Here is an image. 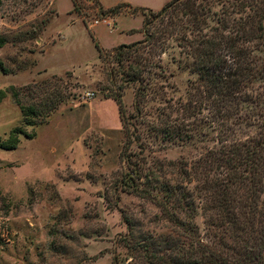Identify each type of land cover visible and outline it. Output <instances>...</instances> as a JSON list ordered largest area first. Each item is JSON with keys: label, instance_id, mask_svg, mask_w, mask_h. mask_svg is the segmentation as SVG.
<instances>
[{"label": "rangeland", "instance_id": "1", "mask_svg": "<svg viewBox=\"0 0 264 264\" xmlns=\"http://www.w3.org/2000/svg\"><path fill=\"white\" fill-rule=\"evenodd\" d=\"M98 1L0 0V145L15 128L23 132L16 149L0 146V264H197L199 243H231L205 198L232 173L236 153L241 159L264 142V38L238 46L246 54L244 80L222 102L196 71L198 44L233 36L239 16L250 13H236L244 0H182L165 17L148 15L138 49L154 66L138 107L139 84L121 92L123 121L114 99L122 76L110 74L120 67L112 58L101 62L95 43L99 36L103 47H117L137 35L117 36V26L111 32L101 22L115 15H105ZM119 21L138 26L127 15ZM11 87L24 106L42 111L32 121L44 123L23 122ZM49 99L57 101L50 115ZM126 146L144 173H157L161 189L153 193L190 192L192 220L178 214L182 226H174L156 201L125 188Z\"/></svg>", "mask_w": 264, "mask_h": 264}, {"label": "trees", "instance_id": "2", "mask_svg": "<svg viewBox=\"0 0 264 264\" xmlns=\"http://www.w3.org/2000/svg\"><path fill=\"white\" fill-rule=\"evenodd\" d=\"M181 2L182 0H171L156 13L150 9L133 8L124 3L110 9H104L99 2L97 3L105 11V15L111 17L121 13L142 14L145 24L148 15L165 17L173 6ZM244 4L246 6L244 9H241L243 6L238 4L236 13L241 14L247 8L250 13H246L245 20L242 19L241 15L239 16L235 31L233 30V36L222 33L215 37H204L200 39L198 44L196 71L217 95L223 97L222 102L235 97L239 81L244 80L239 65L246 58V54L238 46L254 39L264 38V0H244ZM233 21L235 22V19ZM230 25V21H227L223 26L227 30ZM248 26L250 27L248 28ZM150 37L148 36L149 39ZM4 44L5 40L1 38L0 46ZM152 44L149 41L142 50H147L149 53ZM139 45H141L140 42L122 44L108 52L104 51L98 43H95L98 59L101 62H104L106 58H112L120 67L117 71L111 70L110 74L114 80L119 75L122 76L123 84L121 88L118 87L119 93L115 95L114 99L117 101L123 121L121 92L125 86L139 84L140 88L136 93L137 99L134 104V107H138L140 102L138 96L141 95V91L145 90L142 84L150 77L146 78L145 73L150 72L154 66L148 57L140 54ZM67 75L71 77L72 73L69 72ZM11 90H13L12 95L16 104L23 113V122L32 126L44 123V119L33 122L32 118L41 116L42 111L39 112L35 107L24 106L20 100L19 90L13 87ZM56 97L59 98L58 95ZM49 102V105L52 104V106L46 107V111H44V113L48 111V115L56 110L57 106L56 100L49 99ZM28 118H31V121H26ZM123 125L125 126V122ZM124 128L128 146L129 143H132V135L128 134L126 126ZM22 133L19 128H15L10 134L9 140L1 142L0 146L6 150L16 149L19 142L18 135ZM127 146L123 151V158L127 163L123 183L125 188L141 198L156 201V204L161 207L163 216L174 226H182L178 214L192 220L195 217V206L190 192L180 187L165 191L163 197L153 193L154 190L159 191L161 189V187L159 189L155 187V183H158L157 173L149 168H146L147 172L144 173L145 167L132 161V157L138 158L137 154L129 151ZM238 156H241L239 152L234 155L233 158L235 159L229 165L232 173L227 175L228 178L225 181L212 188L205 198L209 201L207 209L215 212L220 226H223L231 243L222 238L213 246L198 242L200 247L204 249L197 250L204 252L201 257L199 256V263L197 264H264V142L259 143L258 152L257 150H247L241 159H237ZM244 166L245 168H243ZM242 168L244 172H249V174H241ZM237 189L244 191L242 199L238 198Z\"/></svg>", "mask_w": 264, "mask_h": 264}, {"label": "crops", "instance_id": "3", "mask_svg": "<svg viewBox=\"0 0 264 264\" xmlns=\"http://www.w3.org/2000/svg\"><path fill=\"white\" fill-rule=\"evenodd\" d=\"M124 1H125L124 4H129L133 8L150 9L152 11H159L166 3H168L167 0H157L155 4H141V3H135V2H133L131 0H124ZM98 2L102 5V7L104 9H110V8H113V7L117 6V5H119V4H123V3H119V4L114 5L112 7H106L100 1H98ZM125 15H127L129 18H132L133 20H137L138 21V26H136V28H132V29H130L128 27H122V26L119 27V23H120L119 19H120V17L125 16ZM112 20H113V27L112 28H109L108 27L111 32H112V29L114 28V26H117V29H118L117 30V32H118V35L117 36H121V35L129 36L130 34H135L136 33L135 35H137V37H134V36L132 37L130 35L131 39H137V41L135 40L134 43L135 42H139V41L142 40V38L144 36V32H143V28H144V17H143L142 14L130 15V14H126V13H121V14H119L117 16L112 17ZM95 25H97V24H95ZM115 39H116V37H115ZM97 41H98L99 44H101L100 37L99 36L97 38ZM130 44H132V43H130ZM100 47L102 49H104V50H113V49L116 48V46H113L111 48H105V47L102 46V44L100 45Z\"/></svg>", "mask_w": 264, "mask_h": 264}, {"label": "built area", "instance_id": "4", "mask_svg": "<svg viewBox=\"0 0 264 264\" xmlns=\"http://www.w3.org/2000/svg\"><path fill=\"white\" fill-rule=\"evenodd\" d=\"M100 22H96V24H99ZM101 23H104L107 27L112 28L113 27V22L109 20V18H105L102 20Z\"/></svg>", "mask_w": 264, "mask_h": 264}]
</instances>
